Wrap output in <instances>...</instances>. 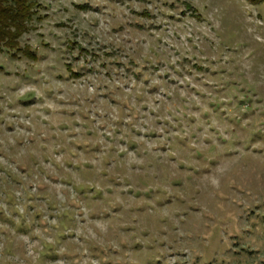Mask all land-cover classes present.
I'll list each match as a JSON object with an SVG mask.
<instances>
[{
    "label": "rangeland",
    "instance_id": "obj_1",
    "mask_svg": "<svg viewBox=\"0 0 264 264\" xmlns=\"http://www.w3.org/2000/svg\"><path fill=\"white\" fill-rule=\"evenodd\" d=\"M35 10L0 53V264H264V0Z\"/></svg>",
    "mask_w": 264,
    "mask_h": 264
},
{
    "label": "trees",
    "instance_id": "obj_2",
    "mask_svg": "<svg viewBox=\"0 0 264 264\" xmlns=\"http://www.w3.org/2000/svg\"><path fill=\"white\" fill-rule=\"evenodd\" d=\"M36 0H0V53L21 51L19 40L32 30L36 17ZM27 58L34 59L32 52Z\"/></svg>",
    "mask_w": 264,
    "mask_h": 264
}]
</instances>
